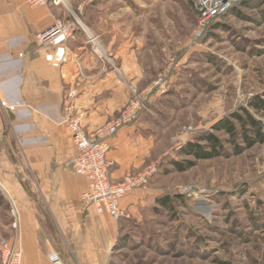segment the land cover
<instances>
[{
  "label": "rangeland",
  "instance_id": "obj_1",
  "mask_svg": "<svg viewBox=\"0 0 264 264\" xmlns=\"http://www.w3.org/2000/svg\"><path fill=\"white\" fill-rule=\"evenodd\" d=\"M80 1L75 14L88 25L134 24L123 31L138 34L140 63L150 73L146 88L136 90L155 89L142 110L160 149L144 187L149 199L120 220L104 264H264V107L252 104H264V0L236 6L203 33L196 0ZM235 115H251L262 139L247 129L248 144ZM208 135L220 140L221 155L181 153L189 142L211 150L200 139ZM173 160L194 165L180 171ZM6 193L0 182V222L12 216ZM165 195L168 207L157 201Z\"/></svg>",
  "mask_w": 264,
  "mask_h": 264
},
{
  "label": "crops",
  "instance_id": "obj_2",
  "mask_svg": "<svg viewBox=\"0 0 264 264\" xmlns=\"http://www.w3.org/2000/svg\"><path fill=\"white\" fill-rule=\"evenodd\" d=\"M32 6L27 0H0V182L17 208L0 222V237L15 240L22 264H104L116 241L120 220L86 206L87 177L77 174L72 131L63 122L64 102L76 89V111L88 133L116 119L143 90L150 73L140 63L144 49L130 22L83 23L99 36L101 58L84 32L68 42V60L60 67L45 59L37 34L56 19H73L83 2ZM104 28V30H103ZM106 29V30H105ZM159 141L150 131L147 111L111 139V178L120 182L154 165ZM133 190L121 201L136 214L150 188Z\"/></svg>",
  "mask_w": 264,
  "mask_h": 264
},
{
  "label": "built area",
  "instance_id": "obj_3",
  "mask_svg": "<svg viewBox=\"0 0 264 264\" xmlns=\"http://www.w3.org/2000/svg\"><path fill=\"white\" fill-rule=\"evenodd\" d=\"M245 0H196L195 7L198 14L199 33L205 32L213 23L227 14L234 6ZM32 6L63 5L69 8L67 0H27ZM80 32H84L92 50L101 58L105 52L100 44L99 37L92 33L83 21L75 16L73 19H56L49 27L37 34L40 48L45 50V59L54 66L60 67L68 60V42L77 39ZM159 82L157 83V85ZM153 88L148 93L138 92L132 88L133 99L128 103L120 116L88 133L83 124V115L76 111L75 97L77 90L68 92L64 102L62 119L72 131L76 146V155L73 165L77 174L88 179V186L82 194L83 203L92 206L100 214H109L116 220L126 216L121 201L133 190L145 186L155 174L156 165L149 166L140 173H128L120 182L111 178V163L108 152L111 148V139L124 126L136 122L140 112L147 107V101ZM14 225H17L18 211L12 207ZM23 250L15 240L11 241L0 237V264H22ZM56 264H63L54 255Z\"/></svg>",
  "mask_w": 264,
  "mask_h": 264
},
{
  "label": "trees",
  "instance_id": "obj_4",
  "mask_svg": "<svg viewBox=\"0 0 264 264\" xmlns=\"http://www.w3.org/2000/svg\"><path fill=\"white\" fill-rule=\"evenodd\" d=\"M247 2H248V0H245L240 4H246ZM240 4H238V5H240ZM238 5H236V6H238ZM236 6H234L231 10L235 9ZM217 22L218 21L213 23L209 28H212L213 26H215L217 24ZM252 104L257 108L264 107V104L261 102H252ZM235 117L240 120L244 129H246L245 131L243 130V136L245 137V140L248 144L252 143V138L247 136V133H246L248 131L247 129L254 130L257 134L256 138L262 139L263 134L261 133L259 123L251 115H249L247 117L248 119H246V120H242L241 116H239V115H235ZM247 123L250 124L251 127H247V125H248ZM223 127L232 135H235L237 133V129H236L235 125L231 122H224ZM219 129H223V128H219ZM200 139H202L203 141H207L211 145L212 149L207 150L208 148H206V146L203 144L189 142L187 145H185L182 148L181 153L185 154V155H193V156H196L198 158H211L213 156L221 155V152H222L221 149L223 147L220 143V140L217 137H215L213 135H208V136H204L203 138H200ZM172 163L176 167V169H178L180 171L187 170L194 165L193 161H191V160H185L184 162L173 160ZM157 201L161 205L168 207L169 203H170V196L169 195L160 196L157 198Z\"/></svg>",
  "mask_w": 264,
  "mask_h": 264
}]
</instances>
